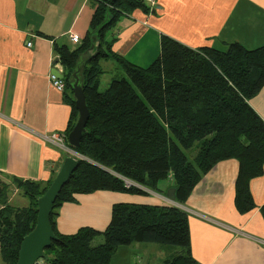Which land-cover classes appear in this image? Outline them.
Instances as JSON below:
<instances>
[{
    "label": "trees",
    "instance_id": "trees-1",
    "mask_svg": "<svg viewBox=\"0 0 264 264\" xmlns=\"http://www.w3.org/2000/svg\"><path fill=\"white\" fill-rule=\"evenodd\" d=\"M91 1L94 13L84 39L74 49L55 47L64 68L61 92L72 106L67 136L77 118L70 77L79 54L95 46L98 51L84 66L90 116L75 149L79 165L53 205L50 217L57 239L41 261L112 264L120 247L143 242L180 248L171 264H198L190 251L188 213L178 206L116 203L105 230L82 227L70 235L58 232L57 209L74 202L77 194L98 190L166 195L159 182L169 178L174 184L171 198L182 205L204 174L235 158L240 164L236 208L241 213L253 210L250 183L264 172V120L249 100L264 87V45L249 49L232 42L226 50L191 48L162 36L159 55L149 66H138L113 51V29L122 15L139 8L150 12L152 6L145 0ZM103 59L120 63L126 76L114 77L101 91ZM53 178L46 184L12 179L28 197L27 206L13 205L9 183L0 180L2 264L17 263L21 242L36 225L38 197ZM261 213L264 218V204Z\"/></svg>",
    "mask_w": 264,
    "mask_h": 264
},
{
    "label": "crops",
    "instance_id": "crops-1",
    "mask_svg": "<svg viewBox=\"0 0 264 264\" xmlns=\"http://www.w3.org/2000/svg\"><path fill=\"white\" fill-rule=\"evenodd\" d=\"M93 13L91 0H0L1 181L19 178L46 184L68 156L42 138L65 132L72 114L65 94L51 83L53 69L60 66L55 47L74 49L77 44L70 35L83 40ZM113 34V51L142 67L160 53L162 36L191 48L226 50L230 43L240 42L253 49L264 45V0H155L150 12L139 8L122 15ZM103 60L100 64L107 73L111 59ZM249 103L264 120V87ZM239 167L235 158L218 162L181 205L188 213L190 251L198 264H264V172L250 183L256 207L241 213L235 205ZM173 185L171 178L159 182L166 195L151 190L77 194L74 202L58 207L57 230L65 235L82 227L103 231L114 204L170 205ZM135 248L140 250L139 264H171L169 260L180 252L163 248L155 257L148 246L131 244L119 248L112 264H119L120 256Z\"/></svg>",
    "mask_w": 264,
    "mask_h": 264
},
{
    "label": "water",
    "instance_id": "water-1",
    "mask_svg": "<svg viewBox=\"0 0 264 264\" xmlns=\"http://www.w3.org/2000/svg\"><path fill=\"white\" fill-rule=\"evenodd\" d=\"M97 51L98 47L95 46L79 54L75 70L72 72L69 80L75 107L77 109L75 124L68 134V143L73 150L79 148L82 135L86 132V125L90 116L84 90V66L97 54ZM56 62L58 61L56 60ZM52 74L63 78V66L60 65L58 69H53ZM78 165L79 161L77 158L72 155L65 157L50 186L43 195L38 197L36 225L33 230L23 238L16 264H36L39 260L44 258V251L57 239L51 223V211L62 188L70 180L71 175L78 168Z\"/></svg>",
    "mask_w": 264,
    "mask_h": 264
},
{
    "label": "rangeland",
    "instance_id": "rangeland-1",
    "mask_svg": "<svg viewBox=\"0 0 264 264\" xmlns=\"http://www.w3.org/2000/svg\"><path fill=\"white\" fill-rule=\"evenodd\" d=\"M78 44V43H77ZM159 55V54H158ZM157 55V56H158ZM154 61V60H153ZM100 62H105L104 60L100 61ZM101 63V64H102ZM147 64H145L146 66H143V67H147L149 66L152 61L149 63V62H146ZM57 64H60L62 65L60 62H57ZM109 65H107V70L110 69L111 71L108 70V72L106 73H103L102 74V77H101V85H100V90L103 91L105 90L111 80L114 78V77H117V78H122L124 76H126V73L125 71L123 70V67L120 63H118L117 61H114V60H109ZM63 66V65H62ZM119 68V70H117L116 68ZM56 145V144H55ZM59 147V146H58ZM61 148V147H60ZM62 150H64L65 152L68 153V155H72L73 157L75 158H79V155L78 153L76 154L75 153H71L69 151H66L65 149L61 148ZM192 152L191 151H188L187 154H191ZM56 176V175H55ZM54 179V178H53ZM2 181H5V183L7 182L6 179H2ZM9 184H7L6 186L10 188V192H9V201L15 205V206H27L29 205V199L28 197H26L23 193V191H21L18 187H17V184L15 182H13L11 180V182H7ZM150 191V190H148ZM169 202H175V201H172V200H169ZM172 205V204H170ZM183 205V204H182ZM133 244H139L141 246H148V251L150 253L151 251V254L153 256L156 257V255H159V253H161L160 251L163 252V248H178V247H174V246H166V245H161V244H156V243H143V242H134ZM152 246V247H151ZM125 246H122L120 248H124ZM145 248V247H144ZM162 249V250H161ZM138 251L140 250H137L136 252V248L135 249H129V252L128 254L125 256V254L123 253L121 256H120V263H122V261L124 260V264H139V262L141 261V258L138 256L141 255V254H137ZM144 250H142L143 252ZM145 253V252H143ZM117 258V257H116ZM118 259H116V262H117ZM119 263V264H120ZM0 264H2L1 262V259H0ZM115 264H118V263H115Z\"/></svg>",
    "mask_w": 264,
    "mask_h": 264
},
{
    "label": "built area",
    "instance_id": "built-area-1",
    "mask_svg": "<svg viewBox=\"0 0 264 264\" xmlns=\"http://www.w3.org/2000/svg\"><path fill=\"white\" fill-rule=\"evenodd\" d=\"M145 1H147L151 6H154V4H155V0H145ZM70 39L75 44H77L81 41V38L77 34H71ZM30 45H31V42H28V46H30ZM63 74H64V68H63ZM64 77L60 78L54 74H51V83L59 91H63L65 89ZM42 138H43V140H45L47 142L56 144L57 146L65 149L66 151H69L71 153L76 152L75 150H73L69 146L68 136L65 132H60V133L56 132V133L44 134V135H42ZM76 154H77V152H76ZM128 184L130 185L131 183H128ZM171 204L181 208V205L176 203V202H172ZM36 264H43V262L41 260H39Z\"/></svg>",
    "mask_w": 264,
    "mask_h": 264
}]
</instances>
